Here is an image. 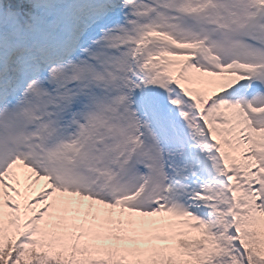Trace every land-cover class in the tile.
Here are the masks:
<instances>
[{"label": "snow or ice", "instance_id": "1", "mask_svg": "<svg viewBox=\"0 0 264 264\" xmlns=\"http://www.w3.org/2000/svg\"><path fill=\"white\" fill-rule=\"evenodd\" d=\"M0 264H264V0H0Z\"/></svg>", "mask_w": 264, "mask_h": 264}]
</instances>
